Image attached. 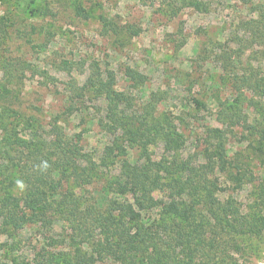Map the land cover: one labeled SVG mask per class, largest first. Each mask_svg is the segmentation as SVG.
Instances as JSON below:
<instances>
[{
	"label": "rangeland",
	"instance_id": "obj_1",
	"mask_svg": "<svg viewBox=\"0 0 264 264\" xmlns=\"http://www.w3.org/2000/svg\"><path fill=\"white\" fill-rule=\"evenodd\" d=\"M197 1L206 6L192 0H0V264H141L113 253L117 234L107 221L109 213L120 219L117 202L134 201L115 189L126 160L141 168L154 164L162 183L187 177L188 167L206 170L223 206L234 201L246 211L264 197V141L230 125L225 104L239 94L221 59L224 52L239 54L245 22L256 12L243 0ZM251 48L240 55L238 70L259 68L264 77ZM92 78L97 86L85 89ZM103 83L121 101L107 99ZM246 94L249 122L264 128V97ZM112 109L118 110L114 122ZM118 120L127 126L118 129ZM216 130L226 132L221 159L227 166L208 157L217 150ZM58 137L79 149L77 169L56 173L63 180L59 194L43 197L55 201L50 222L30 216L19 199L28 220L14 228L11 205L2 202L26 190L22 170L34 165L28 146L42 158ZM115 141L125 152L108 159L105 147ZM63 200L68 207L61 212L56 203ZM136 210L141 215L129 220L132 234L137 224L143 230L159 220L156 208ZM201 214L210 220L208 208ZM260 214L264 218V208ZM209 230L205 250L213 254ZM243 237L245 247L229 252L232 260L264 264V235Z\"/></svg>",
	"mask_w": 264,
	"mask_h": 264
},
{
	"label": "trees",
	"instance_id": "obj_2",
	"mask_svg": "<svg viewBox=\"0 0 264 264\" xmlns=\"http://www.w3.org/2000/svg\"><path fill=\"white\" fill-rule=\"evenodd\" d=\"M245 3H250L252 10L256 12V16L245 22L247 25L244 32L245 38H241V45L237 49L238 55L232 56L227 52L222 55L224 68L230 69L226 72L231 78L234 88L239 94L234 103L225 104V111L230 117V125L232 127L238 125L245 130H253L260 134L261 142L264 141V128L258 129L256 124L249 122V114L246 112L244 104L247 99L246 90L259 91L261 97H264V77L260 76V69H251L245 72H239L238 63L241 62L240 55L244 54L246 48H251V53H254L264 64V0H243ZM192 4L197 8L206 6L205 3H198L197 0H192ZM76 10L87 16L85 9L81 6H76ZM249 32V33H248ZM249 36H248V34ZM235 52V54H236ZM133 73V72H132ZM136 78L137 74H132ZM97 78V77H96ZM90 79L85 89L96 87L97 83ZM102 88L108 92L106 98L115 101H121L120 94L111 89L108 83L102 84ZM98 87L96 91L102 90ZM264 99V98H263ZM250 104H253L249 100ZM257 105V103H255ZM118 110L112 109L111 121L114 122V115ZM120 122V123H119ZM117 123V121H116ZM119 128L124 129L127 123L118 120ZM147 121L144 123L147 125ZM148 129V126H146ZM157 129L160 130L159 125ZM234 129V128H233ZM232 129V130H233ZM234 131V130H233ZM144 128L139 130L140 135H144ZM215 137L218 140L215 154L209 151L208 157L214 161L217 158L224 166L227 162L221 159L223 149L226 142V132L216 130ZM138 133H133L130 138L134 142L133 136ZM173 137V136H172ZM169 136L170 142H176L177 138ZM136 139V138H135ZM64 139L58 137L52 144V153L41 151L42 158L38 157V150L31 143L29 148V156L34 165L30 166L25 172L22 170L26 190L21 198L12 196L8 199H3L2 205L10 206L8 218L14 228H19L28 220L27 213L18 209L19 199L26 204L32 213L30 216L40 217L44 222H50V214L55 210L53 201H43V197L50 192L58 193L63 184V180H56L55 174L67 173L69 170L77 169L78 160L76 155L79 154V149L73 145L66 143ZM123 146L118 145V141L105 147V156L116 158L118 154L124 153ZM117 151V153L115 152ZM123 151V152H122ZM106 165L110 166L114 162L105 161ZM154 164H144L142 168L131 164L128 160L122 162V180L115 183L116 193L119 195L131 194L133 202L119 203L117 208L120 211V219H116L113 213H109L107 217L108 225L112 228L114 234H117L115 246L110 245L115 255L127 262L129 259L133 262H141V264H238L232 260L230 251L234 247V251H241L245 245V237L249 240L259 239L264 235V218L260 214L264 208V197H262L256 206L249 207L246 211L242 206L228 201L225 206L215 198V184L210 181L206 170L188 167L189 174L181 179L175 178L166 183H162L160 177L152 173ZM168 172V171H166ZM158 191H164V197L156 198L155 194ZM115 203V202H114ZM59 210L68 207L66 201L56 203ZM140 210L154 209L158 211L159 220L154 223L155 226L144 228L137 224L136 233L132 234L129 226V220H136L141 215ZM208 208L210 216L208 221L202 217L201 211ZM61 208V209H60ZM59 211V213H60ZM63 212V211H61ZM73 213V211L71 212ZM29 215V214H28ZM203 219V220H202ZM214 219L215 222H212ZM206 228H210L212 232L210 248L214 249V253L210 254L206 249L205 242L209 239L205 233ZM208 233V232H207ZM255 241V240H254ZM247 246V245H246ZM181 248V253L176 252L177 248ZM182 256H181V255ZM231 258V260H230ZM80 260H78L79 262Z\"/></svg>",
	"mask_w": 264,
	"mask_h": 264
}]
</instances>
